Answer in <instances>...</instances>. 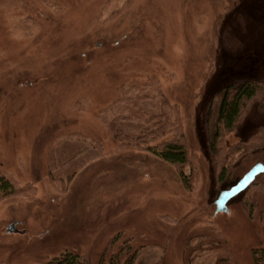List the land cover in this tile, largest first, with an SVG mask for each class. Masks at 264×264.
I'll return each mask as SVG.
<instances>
[{"label": "rangeland", "instance_id": "1", "mask_svg": "<svg viewBox=\"0 0 264 264\" xmlns=\"http://www.w3.org/2000/svg\"><path fill=\"white\" fill-rule=\"evenodd\" d=\"M243 79L264 81V0H0V177L17 189L0 195V264H264V174L216 214L264 165L261 94L212 151L223 91ZM146 86V113L178 111L192 191L138 146L175 133L120 121L126 147L104 124L121 106L139 117L126 98Z\"/></svg>", "mask_w": 264, "mask_h": 264}, {"label": "trees", "instance_id": "2", "mask_svg": "<svg viewBox=\"0 0 264 264\" xmlns=\"http://www.w3.org/2000/svg\"><path fill=\"white\" fill-rule=\"evenodd\" d=\"M263 87L264 81L261 82L260 80L256 79L229 81L227 87L223 91L217 125L215 128L214 137L212 139L213 152H218L220 147L223 146V138L236 130V127L241 121L247 105L258 98L260 94L264 95ZM133 92L134 94H132ZM129 95V98H126L127 103L131 102V107H138L135 110L138 111L140 116H135V114L129 110L130 105H128L126 108L121 106L117 107L119 109L117 111L115 109L111 110V112L114 114H112L110 119L106 118L104 120V124L112 132L115 140H117L121 145L127 144L126 147L135 141L123 134L124 132L119 127L120 121H143L146 126L154 128L152 132L154 137H162L168 133H175L176 136L173 139L163 141L158 144H151L147 140H144L138 146L143 151L154 155L161 161L177 167L179 170V176L185 189L192 191V178L190 175H187L184 172V168H186V166L190 163V154L188 148L185 145L182 133H179L181 132V127L176 122V115L178 114L177 109H174L173 106H170L168 99L164 98L161 93H159L158 96L154 95L156 98L159 97V106H161V108L164 106L169 108L173 107L171 108V116L174 117L175 121H171L168 112L154 116L146 113L141 103L154 98L148 91L147 86L141 88L134 87L132 88V91L129 93ZM143 116L144 118H142ZM125 138L127 139L125 140ZM257 140H262V135L260 133L251 136L252 142ZM246 148L248 147L246 146ZM227 175L228 170L224 166L219 173V181L221 184H224ZM16 190L15 184L11 179L6 178L5 176L0 177V195L3 199L14 196L17 192ZM263 256H261V259ZM49 264H90V262L85 256L73 252H66L60 257L53 259V261H51ZM256 264L262 263H260L258 259L256 260Z\"/></svg>", "mask_w": 264, "mask_h": 264}, {"label": "water", "instance_id": "3", "mask_svg": "<svg viewBox=\"0 0 264 264\" xmlns=\"http://www.w3.org/2000/svg\"><path fill=\"white\" fill-rule=\"evenodd\" d=\"M264 174V165H257L251 171L246 174L237 185L230 190H226L220 193L215 205L217 207L216 214H229L228 204L234 198L245 192L260 175ZM7 232L9 234L17 233L16 225L13 224L8 227Z\"/></svg>", "mask_w": 264, "mask_h": 264}, {"label": "bare ground", "instance_id": "4", "mask_svg": "<svg viewBox=\"0 0 264 264\" xmlns=\"http://www.w3.org/2000/svg\"><path fill=\"white\" fill-rule=\"evenodd\" d=\"M230 203V202H229Z\"/></svg>", "mask_w": 264, "mask_h": 264}]
</instances>
